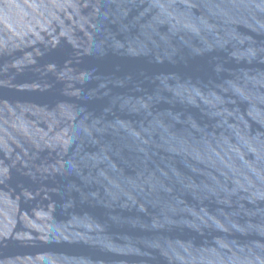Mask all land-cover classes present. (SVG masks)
I'll list each match as a JSON object with an SVG mask.
<instances>
[{"label": "water", "instance_id": "obj_1", "mask_svg": "<svg viewBox=\"0 0 264 264\" xmlns=\"http://www.w3.org/2000/svg\"><path fill=\"white\" fill-rule=\"evenodd\" d=\"M0 264H264V0H0Z\"/></svg>", "mask_w": 264, "mask_h": 264}]
</instances>
